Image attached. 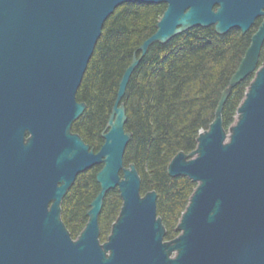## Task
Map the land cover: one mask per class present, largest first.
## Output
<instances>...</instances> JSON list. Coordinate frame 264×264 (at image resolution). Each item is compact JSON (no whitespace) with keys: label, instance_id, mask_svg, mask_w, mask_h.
I'll use <instances>...</instances> for the list:
<instances>
[{"label":"water","instance_id":"water-1","mask_svg":"<svg viewBox=\"0 0 264 264\" xmlns=\"http://www.w3.org/2000/svg\"><path fill=\"white\" fill-rule=\"evenodd\" d=\"M163 3L155 31L138 47L166 43L193 27L251 33L196 147L178 151L172 177L196 185L166 239L157 192L141 193L124 152L132 133L123 97L139 63L124 70L95 151L72 130L86 103L77 90L105 20L124 3ZM264 0H0V264H264ZM255 75L225 127L234 87ZM100 166L99 190L76 237L62 201L77 175ZM121 199L104 241L99 216L109 191Z\"/></svg>","mask_w":264,"mask_h":264},{"label":"trees","instance_id":"trees-1","mask_svg":"<svg viewBox=\"0 0 264 264\" xmlns=\"http://www.w3.org/2000/svg\"><path fill=\"white\" fill-rule=\"evenodd\" d=\"M165 9L163 3H124L105 20L101 35L77 90L86 103L72 130L97 151L113 106L120 78L138 47L155 31ZM253 32L232 28L218 34L213 26L193 27L166 43H153L140 58L126 88L125 130L132 133L124 163H134L141 177V193L157 192V214L166 227V239L188 203L195 183L185 176L172 177L167 165L178 152L196 147L200 130L207 129L222 89L238 66ZM264 56V51L262 55ZM249 77L234 87L222 112L228 127L235 119ZM94 166L77 175L62 201V219L73 237L87 221L90 202L99 190ZM121 199L116 189L108 192L99 216L104 241L116 218Z\"/></svg>","mask_w":264,"mask_h":264},{"label":"rangeland","instance_id":"rangeland-1","mask_svg":"<svg viewBox=\"0 0 264 264\" xmlns=\"http://www.w3.org/2000/svg\"><path fill=\"white\" fill-rule=\"evenodd\" d=\"M256 26L257 25H254L253 27H252V29H253V31L256 29ZM264 51V46H263V49H262V52ZM261 55H262V53H261ZM264 58V56H261V60ZM253 77H254V73L253 74H251V76L249 77V81H248V83H247V85L249 84V82H250V80H252L253 79Z\"/></svg>","mask_w":264,"mask_h":264},{"label":"flooded vegetation","instance_id":"flooded-vegetation-1","mask_svg":"<svg viewBox=\"0 0 264 264\" xmlns=\"http://www.w3.org/2000/svg\"><path fill=\"white\" fill-rule=\"evenodd\" d=\"M260 21H261V18H259V19L257 20V23H256V25H257V24H259V23H260ZM256 27H257V26H256ZM263 59H264V58H263ZM263 59H262V60H263ZM260 60H261V58H260ZM262 60H261V61H262ZM252 74H253V73H252ZM254 75H255V72H254ZM250 76H251V75H250ZM250 76H249V77H250Z\"/></svg>","mask_w":264,"mask_h":264}]
</instances>
